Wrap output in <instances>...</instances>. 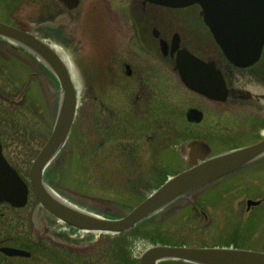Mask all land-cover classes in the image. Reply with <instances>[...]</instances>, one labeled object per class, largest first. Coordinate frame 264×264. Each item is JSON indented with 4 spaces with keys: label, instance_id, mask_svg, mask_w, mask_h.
I'll return each instance as SVG.
<instances>
[{
    "label": "rangeland",
    "instance_id": "1",
    "mask_svg": "<svg viewBox=\"0 0 264 264\" xmlns=\"http://www.w3.org/2000/svg\"><path fill=\"white\" fill-rule=\"evenodd\" d=\"M55 1L0 0V20L51 40L79 68L82 100L66 143L45 170L48 185L62 197L83 209L119 218L170 176L190 167L187 141L205 139L212 154H218L257 142L263 135L264 129L253 127L259 114L233 101H213L190 90L172 64L144 50L150 44H140L131 29V0H83L85 17L78 19L67 38L38 26ZM126 61L133 64L132 76L126 73ZM138 66L139 72L144 70L141 76L136 74ZM144 89L149 95L137 100ZM61 95L59 80L43 62L0 36V101L23 109L21 114L16 111L15 122L4 126L7 132L2 140L6 156L29 184L31 164L54 128ZM190 106L204 110L201 122L187 119ZM119 140L127 143L123 149L137 150V154L129 158L117 148ZM254 181L246 170L233 172L191 192L190 200L181 197L124 232L130 252L126 264H141L143 252L158 244L221 247L235 240L244 248L261 250L264 201L247 209ZM255 195L264 198V174L263 191ZM38 207L32 187L26 206H0V246L26 245L38 257L47 246L58 257L81 254L88 263L119 264L107 259L102 250L110 236L121 233L69 231ZM198 207L207 216L199 214ZM56 225L61 230L51 227ZM245 234L247 238L241 237ZM39 259L47 260L43 254ZM0 264L9 262L0 257ZM160 264L196 263L168 259Z\"/></svg>",
    "mask_w": 264,
    "mask_h": 264
},
{
    "label": "water",
    "instance_id": "2",
    "mask_svg": "<svg viewBox=\"0 0 264 264\" xmlns=\"http://www.w3.org/2000/svg\"><path fill=\"white\" fill-rule=\"evenodd\" d=\"M149 1L171 7L199 4L206 23L233 63L244 66L259 58L264 45V0ZM0 36L25 47L44 61L59 79L62 95L54 128L31 164L29 179L42 206L41 210H47L75 228L111 234L129 231L174 200L247 165L264 153V138L251 145L215 155H210L211 146L206 140L192 139L185 143L190 167L170 176L124 216L110 218L83 209L53 191L45 179L47 166L53 162L69 137L78 106L69 69L61 56L35 31L20 29L0 20ZM177 69L191 89L212 99H227L228 89L222 80L215 78L212 82L208 64L192 57L185 50L178 54ZM203 115V111L197 107L187 111L189 121L199 122ZM28 197L29 184L4 156L0 141V202L22 207L27 204ZM0 250L9 256L31 255L30 251L13 246H2ZM140 259L141 264H159L168 259L196 264H264V251L158 244L149 247Z\"/></svg>",
    "mask_w": 264,
    "mask_h": 264
},
{
    "label": "flooded vegetation",
    "instance_id": "3",
    "mask_svg": "<svg viewBox=\"0 0 264 264\" xmlns=\"http://www.w3.org/2000/svg\"><path fill=\"white\" fill-rule=\"evenodd\" d=\"M130 6L131 29L137 33V40L140 44L143 45L144 42L147 43V45L150 44V48L144 47V50H146L149 55L172 64L183 85L185 84L177 69V57L180 51L186 50L204 62L209 63L211 72L209 76L211 81L214 82L215 78H217V80L221 78L229 90L226 101H233L236 105H241L248 109L249 112L259 114L256 121L253 123V127L263 132L264 46L257 62L248 66H237L226 57L217 43L213 33L203 18L199 5L193 4L185 7H169L153 3L149 0H131ZM85 14L86 6H84L83 0H57L50 4V7L45 11L44 17L40 22V28L41 30H46V32H48L47 29L53 30L54 35L56 34L55 37L58 35L64 37L68 32H73L72 29L76 22L78 19L81 20L85 17ZM66 28L68 30H65ZM43 33L45 32L43 31ZM149 38H151V40L147 42ZM153 43L156 44L158 52H156V47ZM124 65L126 67V73L132 76L134 74V69H132L133 64L131 65L126 61ZM140 69L141 67L138 66L136 74L141 76V72L144 70L142 69L139 72ZM145 84L148 87L150 86L148 81H146ZM146 95H149V92L148 90L146 92V89H144L142 92L138 93L137 100L143 97L145 98ZM191 107L197 106H190L189 108ZM200 109L204 113L203 120L205 112L202 108ZM263 135L258 140L263 138ZM127 142H129V140ZM124 145H127V143L119 140L117 148L122 149ZM263 157L264 154L245 167L234 171L246 170L249 176L255 179L254 187L248 191V193L253 195L247 199V209L249 210L252 209V207L262 204L264 201L262 196L257 197L255 195L257 193L261 194L263 191ZM185 198L189 199L188 195L185 196ZM200 199L203 200L202 198ZM210 199H213L211 195ZM200 203L201 202L197 199L196 205ZM3 204L11 206L8 202H0V206ZM197 209L199 210V214L203 213V215L207 216V212L201 210L199 207ZM241 237L247 238V234ZM239 244L240 243L233 240L228 246L244 248ZM261 250H264V248Z\"/></svg>",
    "mask_w": 264,
    "mask_h": 264
},
{
    "label": "trees",
    "instance_id": "4",
    "mask_svg": "<svg viewBox=\"0 0 264 264\" xmlns=\"http://www.w3.org/2000/svg\"><path fill=\"white\" fill-rule=\"evenodd\" d=\"M1 100V99H0ZM0 101V122H2V126L0 127V138H3V135L7 132V127L4 132L3 128L4 126H8L10 122H15L17 115L16 111H19L21 114V111L23 110L22 108L15 109L14 105H6ZM18 112V113H19ZM11 119V120H8ZM124 147V146H122ZM123 152L125 151L126 154H128V157L133 156L134 154H137L136 151H129L127 152V149H121ZM143 223V222H142ZM140 223V224H142ZM139 224V225H140ZM133 233L136 232V230L131 231ZM127 233H121L117 235L110 236L107 245L103 248L102 252L104 255H106L107 259H113L118 261L119 264H126L129 262V250H128V245H129V238L126 236ZM26 247V245L24 246ZM45 248V249H43ZM43 249V250H42ZM40 249V254L45 255L46 261L40 260V254L39 257L38 255H31L29 258H24V261H19L20 257H8L6 255H3L0 253V257H2L3 260H8L9 264H16L18 261V264H94V263H88L83 258L85 259V255L81 256V254H67L58 257L55 255L53 250L47 249V246L42 247ZM46 253V254H45Z\"/></svg>",
    "mask_w": 264,
    "mask_h": 264
},
{
    "label": "bare ground",
    "instance_id": "5",
    "mask_svg": "<svg viewBox=\"0 0 264 264\" xmlns=\"http://www.w3.org/2000/svg\"><path fill=\"white\" fill-rule=\"evenodd\" d=\"M48 42L50 43L51 47H53V49L59 53V55L61 56V58L63 59V61L67 65V67L69 69L71 81H72V83L75 87V90H76V101L79 104L82 100V81H81V79H80L81 77L79 75V68H78L77 64L75 63V61L66 53V51H64L60 46L51 42V40ZM59 222L61 223L60 220H59ZM65 228H67V226H65ZM80 232L86 233V232H91V231L82 230Z\"/></svg>",
    "mask_w": 264,
    "mask_h": 264
}]
</instances>
